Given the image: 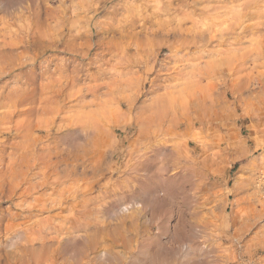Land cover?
Segmentation results:
<instances>
[{
	"label": "rangeland",
	"instance_id": "374dc122",
	"mask_svg": "<svg viewBox=\"0 0 264 264\" xmlns=\"http://www.w3.org/2000/svg\"><path fill=\"white\" fill-rule=\"evenodd\" d=\"M263 11L264 0H0V97L33 92L16 107L9 99L0 103V149L5 162L12 154L19 159L26 179L0 199V264H20L12 252L27 248L33 256H22L37 258L34 264H73L71 252L59 253L67 239L93 242L91 257L112 247L125 264H158L167 247L181 255L186 237L172 241L171 232L184 216L197 260L264 263V251L243 254L264 237ZM201 34L211 41L193 42ZM203 69L214 76L199 80ZM63 86L70 94H58L55 103ZM171 96L181 106L174 114L167 111ZM172 149L187 155L175 164L167 155ZM148 167L165 179L191 175L202 187L188 185L187 196L173 209L167 203L170 215L154 224L155 204L132 207V253L119 230L93 238L106 222L118 223L100 212L132 204ZM209 195L216 202L207 204ZM258 216L262 229L238 241L241 220ZM167 220L170 230L163 232L159 226ZM15 231L30 238L17 241Z\"/></svg>",
	"mask_w": 264,
	"mask_h": 264
},
{
	"label": "bare ground",
	"instance_id": "6f19581e",
	"mask_svg": "<svg viewBox=\"0 0 264 264\" xmlns=\"http://www.w3.org/2000/svg\"><path fill=\"white\" fill-rule=\"evenodd\" d=\"M15 7V6H14ZM254 7V6H253ZM256 8V7H254ZM9 9V8H8ZM251 9V8H250ZM262 9V8H260ZM168 9H164L163 11L166 12ZM249 10V9H248ZM251 11V10H250ZM249 11V13H250ZM258 11V10H257ZM160 12V11H159ZM186 12V11H185ZM252 12V11H251ZM259 12V11H258ZM264 12V11H263ZM172 13V12H171ZM218 13V12H217ZM248 13V12H247ZM215 14V13H214ZM242 16H245L246 14H241ZM241 16V17H242ZM254 16V14H253ZM248 17V16H247ZM246 18V17H245ZM243 19V18H242ZM251 19V18H249ZM184 20V19H183ZM239 20V19H238ZM240 21V20H239ZM243 21V20H242ZM176 23V22H175ZM184 23V22H183ZM184 24H180V26L182 27ZM160 28V26L158 27L157 26V29ZM190 29V28H189ZM250 29V28H249ZM162 30V29H161ZM160 30V31H161ZM164 30V29H163ZM162 30V31H163ZM143 31V30H142ZM158 31V30H157ZM189 31V30H188ZM255 31V30H253ZM32 32V31H31ZM159 32V31H158ZM157 32V33H158ZM194 32V31H193ZM199 33V32H198ZM229 33V32H228ZM180 34V33H179ZM151 35V34H150ZM200 37L202 38V40H193V42H195L196 44H205L209 41H211L210 37H206L205 34H201ZM182 39V38H181ZM226 41V40H225ZM228 41V40H227ZM226 41V42H227ZM77 43V42H76ZM183 43H184V40H183ZM13 44V43H12ZM14 45V44H13ZM6 46V45H5ZM16 47V46H15ZM14 47V48H15ZM75 48V47H74ZM82 49V48H81ZM16 50H17V47H16ZM14 52V51H13ZM10 53V52H9ZM79 54V53H78ZM4 55V54H3ZM10 56V55H9ZM12 56H14L16 58V62L21 58V54L17 52V54H12ZM9 58V57H8ZM4 60V59H3ZM11 60V59H10ZM2 63V62H1ZM9 63V62H8ZM3 64V63H2ZM1 64V65H2ZM6 66V64H4ZM11 65V64H10ZM19 65V64H18ZM63 66V65H62ZM0 77L5 74V71L2 70L3 67L1 68L0 67ZM48 71V70H46ZM63 71V69H62ZM65 71V70H64ZM215 71V70H214ZM214 71H210V70H207V69H203V70H200L199 71V74H198V77H199V80L201 79H204L206 77H212L214 76ZM45 72V71H44ZM61 72V71H60ZM73 72V71H72ZM48 73V72H47ZM50 73V72H49ZM63 74V72H62ZM66 74V72H65ZM16 75V76H15ZM46 75V74H45ZM6 76V75H5ZM14 77H17L16 80L20 79L22 74H14L13 75ZM49 76V75H48ZM53 76V75H52ZM55 76V75H54ZM175 76H173L174 78ZM49 78V77H48ZM172 78V79H173ZM73 79V78H72ZM30 81H34V77L30 80ZM166 81V80H165ZM15 84V83H14ZM19 84V83H18ZM16 85V84H15ZM67 86H63L59 89H57L55 92H54V95L53 98H54V102L56 103L57 102V96L58 94H63V95H69L70 92H67ZM27 90H13V91H9L10 94L5 97V96H1L0 97V103H4L3 102V99H9V104L10 106H13V107H16L17 105H20L21 103H23V101H25V98H28L30 95H32L30 98L33 97V92H31L29 95H25V94H28V93H25ZM66 91V93H65ZM56 92H57V95H56ZM79 93V92H77ZM40 96V97H37L38 99L41 98V95H42V92H37V96ZM71 96V95H70ZM28 98V99H30ZM37 99V100H38ZM56 99V100H55ZM16 100V101H14ZM43 101V100H42ZM169 107H168V112L170 113H176L178 111H180L179 108H181V106H177L175 104V101H176V98L174 96H171L169 98ZM203 101V100H202ZM82 102V99L81 101ZM12 103V104H11ZM82 105V104H81ZM2 106V105H1ZM84 106V105H82ZM188 106H190L188 104ZM196 106V105H195ZM62 109V107H61ZM167 112V113H168ZM171 114V115H173ZM170 122H171V126L173 127H177L178 124H177V120L172 117V119H170ZM21 125V127L23 126V124H19ZM2 149V148H1ZM0 149V199L3 200V198H9L11 197V195L13 193H15L17 191V189H19L20 185H22V181L23 180H26L24 178H22V173L23 171L21 172V167H19V159H15L13 157V154L12 155H9L10 157V160H8L7 162H5V157H4V154L6 152V149ZM12 149L14 150V155H19L21 156L22 158L24 157V155L21 153V152H18L16 149H14L12 147ZM168 157L171 158V162L175 163L177 161H179L180 159L182 158H185L186 157V153H184L183 151H180L179 149H172L171 151H169L167 153ZM6 164V171L4 173L3 169H4V165ZM149 164V163H148ZM176 164V163H175ZM195 164V163H194ZM150 165V164H149ZM147 167V165H146ZM148 171V177L146 179V181H140V183L136 186V190L134 189L133 190V200L134 202L132 204H129V205H125V206H122L120 205L121 202H117L116 204L117 205H113V209L110 210V209H104L102 210L100 213L102 214V218L103 219H108L110 217V219L112 218L113 220H116L115 222L118 221V223L112 225L110 223H113L108 221L106 223H109V224H102L103 226H100L101 228L96 230L95 232L91 233L94 237H96L99 233L100 234H104L106 236H111L113 237V235L116 234L117 230L120 231V235L123 237L122 240L124 241V248L127 250V252L129 253H132L133 252V249H132V246H131V243H132V239H133V232H134V227H135V222H134V215L131 214V213H128L130 212V209L132 207H135L137 210L141 211V210H147L148 208H153V207H157L158 209L157 210H154L153 209V212L151 214V221L152 223H156L158 220L161 221V219L164 217V215H170L168 211H165L166 210H169L170 208L167 209V207L165 206L167 203H169L171 206H172V209H173V205L177 204L179 198H182L184 196H187V186L190 185V187L195 190V189H198L199 187H202V183H196V182H193L191 179H193L192 177H190L191 175H188L187 177H185V175L181 174L179 172V174L176 176L174 175L173 177L169 178V179H165L163 178L161 175V173L159 172V168L157 169H153V167H148L147 169ZM178 173V172H177ZM8 174V180L7 182L5 181L4 177L5 175ZM21 176V178H20ZM184 176V177H183ZM169 185L168 189L166 188V192L165 191H160V190H157L158 188H161V185ZM163 189V188H161ZM25 192L27 191V193L30 192V189L27 188V189H24ZM32 190V189H31ZM157 190V192H156ZM159 191V193H158ZM187 193V194H185ZM214 193V192H213ZM149 196L151 195V201L147 200V199H144V196ZM149 197H146V198H149ZM206 203H211L212 201L216 202V198H213L212 196H208L207 199H205ZM185 201V200H184ZM219 201V200H218ZM221 201V200H220ZM151 203L152 204H155V206H151ZM185 203V202H184ZM187 203V202H186ZM213 203V202H212ZM157 205V206H156ZM210 205V204H209ZM168 206V205H167ZM166 207V208H165ZM184 208V207H183ZM213 210V209H212ZM211 210V212H212ZM186 211V210H185ZM174 212V211H173ZM183 212V211H182ZM195 212V211H194ZM210 212V213H211ZM214 213V212H213ZM5 214V213H4ZM129 214V215H128ZM86 215V214H85ZM137 215V214H136ZM181 215H184V214H181ZM248 215V214H247ZM214 216V215H213ZM137 217V216H136ZM135 217V218H136ZM170 217V216H169ZM185 217V216H184ZM184 217H179L180 219L179 222L177 223V225H175L174 229L172 228V236H171V240H176L177 238H179V236L182 234L183 237L185 236L186 237V241H184L181 245H180V253L181 255L179 254H175V251L173 248L171 247H167L168 250L165 251L164 255L161 254V255H158L157 257V261H160L158 264H217L216 260H214L213 262L211 261H207V260H197L196 258V253H191L192 250H194L195 247H192L193 245L191 244L192 243V240L193 239H190L187 235V231L190 232L188 230V224L186 223V219L184 220ZM261 217V216H260ZM258 216L257 219H254V221L250 218H247V220H241V225L240 227H237L236 228V231H235V235H236V238L238 241H240L241 239L244 238L245 236V233H248L250 232L253 228H259V230L262 229V227L258 226L260 223H259V218ZM138 218V217H137ZM172 218V214H171V217ZM128 219H131V222L130 224L127 223V220ZM169 219V218H168ZM209 220V219H208ZM2 221V220H1ZM106 221V220H105ZM167 221H164V222H161L162 224L159 226V228L161 230H163V232L165 230L168 229V231L170 230L169 228V225H167ZM234 223H235V226L237 225V219L235 218L234 220ZM261 221H264V214H263V219L261 218ZM114 222V223H115ZM85 222L83 223V226H85ZM79 227H82V224L79 225ZM98 228V227H97ZM137 228V227H136ZM94 230V229H93ZM138 230V229H137ZM196 230V229H195ZM257 230V229H256ZM258 230V231H259ZM18 231V230H17ZM150 231V230H149ZM16 232V231H15ZM91 232V231H90ZM137 232V231H135ZM16 236H15V240L19 241V240H23V239H27V238H30L29 235H25V233H22V232H16ZM151 233V232H150ZM102 234V235H103ZM11 235V234H9ZM234 235V236H235ZM258 236V235H257ZM135 237V236H134ZM193 237V236H192ZM262 238H259V242L257 244V246H254V248L251 249V247H246L243 251V254L244 255H252L253 251H255V254L256 253H259V252H262L264 251V237L263 235L261 236ZM92 238V239H93ZM194 238V237H193ZM10 239V238H9ZM67 239V238H66ZM135 239V238H134ZM200 239V238H199ZM72 240V238H71ZM115 242L118 241L116 238L113 239ZM14 241V240H13ZM66 241V245H64L63 248H59V253H60V256H64L65 254H70L71 253L73 254L74 256V263L73 264H125V261H124V257L125 255H123L121 252L119 251H114L112 249V247L109 249V251H104V252H100L98 255H94L93 257H91L90 253L92 254V247H94V244L93 242H89L88 239H82V243H80L81 241H76V240H72V241H69V239L65 240ZM64 241V242H65ZM73 241H76L78 243H75ZM134 241V240H133ZM1 242V241H0ZM9 242V241H8ZM62 243V242H61ZM75 243V244H74ZM118 242H116L117 244ZM15 244V242H12L10 243L8 246L11 248L13 247V245ZM65 244V243H64ZM48 245V244H46ZM74 245H77V246H74ZM192 245V246H191ZM7 246V247H8ZM61 246V245H59ZM58 246V247H59ZM71 246V247H70ZM170 246V245H169ZM241 246V245H240ZM1 247V246H0ZM8 247V248H9ZM43 247V246H42ZM57 247V248H58ZM69 247V248H68ZM109 246H107L108 248ZM115 247V246H113ZM152 247V245H151ZM209 247V246H208ZM44 248V247H43ZM46 248V247H45ZM200 249V247H198ZM205 248V247H204ZM21 249V248H19ZM18 249V250H19ZM136 249V248H135ZM198 249V250H199ZM71 250V251H70ZM179 250V249H178ZM196 251H198L197 249H195ZM56 251V253L58 252ZM11 252V251H10ZM24 252H26L27 256H33L35 250H31L30 248H27V249H21V251L19 252H12V254H20V256H17L15 255V258L17 259V261H20L21 263L20 264H25L24 262L27 261L24 260L25 258L22 256V255H26ZM71 252V253H70ZM7 253V252H6ZM9 253V252H8ZM63 253V254H61ZM179 253V251H178ZM232 254V252H230ZM5 255V253H2ZM10 254V255H12ZM58 254V253H57ZM152 254V253H151ZM196 254V255H194ZM229 254V253H228ZM235 254V253H234ZM232 254V255H234ZM8 255V254H6ZM40 255H43V254H40ZM133 254H131L132 256ZM178 255V256H177ZM230 255V254H229ZM2 256V255H1ZM13 256V255H12ZM17 256V257H16ZM25 256V257H27ZM44 256V255H43ZM59 256V255H58ZM225 256V255H224ZM8 257V256H7ZM6 257V258H7ZM14 257V256H13ZM68 258L70 257L69 255L67 256ZM4 256L1 258L3 259ZM10 258V257H9ZM33 260H31V259ZM29 260L27 261V263H31V261L34 263H37V258L35 257H30ZM71 258V257H70ZM12 259V258H11ZM16 259H12L13 260V263H14V260ZM41 259V258H40ZM72 259V258H71ZM135 259V258H134ZM6 260V259H5ZM10 260V259H9ZM8 260V261H9ZM11 260V261H12ZM43 260V259H42ZM137 260V259H135ZM180 260V261H178ZM226 260L228 261L227 264H230L231 262L230 261H233L235 260V257L233 256H227L226 257ZM2 261V260H1ZM4 261V259H3ZM10 261V263H12ZM41 261V260H40ZM44 262L47 263V260L45 261V259L43 260ZM262 261L264 262V258L262 259ZM73 262V261H72ZM17 263V262H16ZM66 263V262H65ZM225 263V262H224ZM262 263V262H260ZM259 263V264H260ZM63 264V263H62ZM69 264V263H68ZM264 264V263H262Z\"/></svg>",
	"mask_w": 264,
	"mask_h": 264
}]
</instances>
